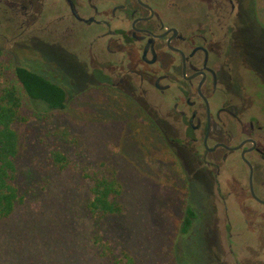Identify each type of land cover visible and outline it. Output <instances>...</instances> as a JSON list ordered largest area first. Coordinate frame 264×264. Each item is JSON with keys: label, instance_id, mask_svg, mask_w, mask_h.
Returning <instances> with one entry per match:
<instances>
[{"label": "flooded vegetation", "instance_id": "flooded-vegetation-1", "mask_svg": "<svg viewBox=\"0 0 264 264\" xmlns=\"http://www.w3.org/2000/svg\"><path fill=\"white\" fill-rule=\"evenodd\" d=\"M237 1L0 0V23L25 39L16 67L74 105L123 99L164 135L208 264H264V119L244 104L235 67L237 35L259 24L253 0ZM56 44L70 45L69 83L43 55Z\"/></svg>", "mask_w": 264, "mask_h": 264}, {"label": "rangeland", "instance_id": "rangeland-1", "mask_svg": "<svg viewBox=\"0 0 264 264\" xmlns=\"http://www.w3.org/2000/svg\"><path fill=\"white\" fill-rule=\"evenodd\" d=\"M252 3L259 25L252 35L236 37V83L247 109L264 119V0ZM3 24L0 81L7 85L14 76L12 65L24 57L20 46L25 39ZM42 50L69 83L70 45ZM111 101L104 92L90 93L76 105L68 100L62 111L24 101L25 121L17 127L16 187L22 204L0 230V264H112L102 257L97 239L116 256L130 254L136 264H177L178 254L181 264L203 262L198 240L183 244L187 192L166 138L125 100ZM58 154L66 159L64 168L56 161ZM111 170L122 180L125 212L99 219L88 208L93 199L89 176Z\"/></svg>", "mask_w": 264, "mask_h": 264}, {"label": "trees", "instance_id": "trees-1", "mask_svg": "<svg viewBox=\"0 0 264 264\" xmlns=\"http://www.w3.org/2000/svg\"><path fill=\"white\" fill-rule=\"evenodd\" d=\"M14 76L7 85L0 81V230L15 215L22 204V198L16 187L17 158L20 152L21 138L17 127L25 121L23 117L24 101L31 105H44L48 111H62L67 108L68 94L58 85L46 81L43 77L31 73L23 67L12 65ZM56 161L63 164L66 159L56 155ZM92 181V196L88 208L99 219L119 217L125 212V192L117 170L95 173L89 176ZM186 218L182 223V233L187 241L198 240L190 230L193 228L195 212L191 203ZM102 250V257L112 264H136L130 254L116 256L109 246L95 242ZM198 243V242H197ZM182 257L176 255L177 264ZM200 261H203L202 259ZM200 264H208L205 260Z\"/></svg>", "mask_w": 264, "mask_h": 264}]
</instances>
